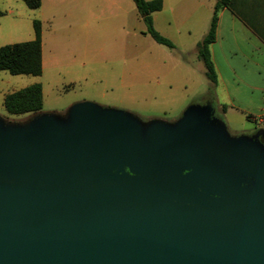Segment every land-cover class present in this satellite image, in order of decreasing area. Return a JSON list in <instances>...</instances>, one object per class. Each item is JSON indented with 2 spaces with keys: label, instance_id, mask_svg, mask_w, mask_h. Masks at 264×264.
Masks as SVG:
<instances>
[{
  "label": "water",
  "instance_id": "1",
  "mask_svg": "<svg viewBox=\"0 0 264 264\" xmlns=\"http://www.w3.org/2000/svg\"><path fill=\"white\" fill-rule=\"evenodd\" d=\"M105 118L99 128L88 125L86 141L74 131L68 137L55 124L46 131L39 124L43 136L13 127L19 132L0 136V160L34 164L18 176L0 167V264H264V200L258 187L253 201L237 203L233 188L206 162L235 161L242 176L263 179L264 165L257 173L248 152L203 159L195 148L181 162H168L175 133L155 127L147 147L128 121ZM33 135L55 136L61 144L55 139L57 145L39 150L7 145ZM220 143L216 146L226 148ZM156 147L164 148L163 157ZM191 161L190 174L177 175ZM186 182L190 192L180 190Z\"/></svg>",
  "mask_w": 264,
  "mask_h": 264
},
{
  "label": "rangeland",
  "instance_id": "2",
  "mask_svg": "<svg viewBox=\"0 0 264 264\" xmlns=\"http://www.w3.org/2000/svg\"><path fill=\"white\" fill-rule=\"evenodd\" d=\"M97 11L95 9L96 15ZM80 29L81 25L79 29L73 28L63 17L55 19L44 48V58L49 63L40 76H13L0 71L1 137L10 138L19 132H13L12 127L28 128L43 136L39 124L43 131L55 124L68 137L74 131L86 141L88 125L92 123L99 128L108 116V119L128 121L142 142L147 144L148 141L147 147L155 127H162L166 135L175 133L168 162L176 159L181 162L180 157L190 154L191 148L201 151L203 159L218 153L233 158L248 152L258 164L257 173L263 170L264 146L258 138L264 134V121L244 119L235 111L225 113V106L219 105L214 98V85L205 77L190 38L178 42L175 49L157 45L150 37L139 33L140 29L145 30L143 22L131 17L111 20L107 25L96 22L89 37ZM33 83L41 86L42 109L19 116L7 114L1 96ZM121 138L128 144L124 136ZM55 139L61 144V139L55 136L43 139L33 135L15 138L7 145L37 150L51 143L57 145ZM178 143L184 147H178ZM219 143L226 148L217 147ZM2 145L0 143V150ZM156 150L161 151L163 157L164 148L156 147ZM147 151L152 155L150 148ZM207 161L223 184L233 188L235 202L253 201L256 187L264 200V179L260 175L242 176L235 161L223 166L213 158ZM192 162L182 167L177 175L190 174L194 168ZM204 166L198 163L201 171L205 170ZM0 167L5 173L18 176L22 168L31 172L34 164L24 159L20 165L13 166L1 159ZM196 174L202 177L201 173ZM190 183L186 182L180 190L190 192ZM175 201L190 204L184 200ZM252 212L263 213L257 209Z\"/></svg>",
  "mask_w": 264,
  "mask_h": 264
},
{
  "label": "crops",
  "instance_id": "3",
  "mask_svg": "<svg viewBox=\"0 0 264 264\" xmlns=\"http://www.w3.org/2000/svg\"><path fill=\"white\" fill-rule=\"evenodd\" d=\"M215 2L162 0L161 10L152 14L153 27L173 44L172 49L190 38L203 66L196 46L208 32ZM0 12V47L31 42L33 21L40 23L42 70L49 63L44 48L57 17L65 18L73 28L81 25L87 37L96 22L107 25L128 17L141 21L131 0H40L36 10H29L21 0H0ZM209 55L216 75L214 98L225 106V113L235 111L244 119L264 121V0H230L228 8L219 10Z\"/></svg>",
  "mask_w": 264,
  "mask_h": 264
},
{
  "label": "trees",
  "instance_id": "4",
  "mask_svg": "<svg viewBox=\"0 0 264 264\" xmlns=\"http://www.w3.org/2000/svg\"><path fill=\"white\" fill-rule=\"evenodd\" d=\"M29 10H36L40 0H21ZM135 10L144 24L142 34L149 36L156 44L173 48V44L160 36L152 24V14L162 8V0H131ZM230 0H216L209 29L204 38L197 44V57L205 69V77L212 84H216V75L209 55V46L214 42L217 23V13L222 8H228ZM2 13L0 12V16ZM34 39L31 42L17 43L0 47V71L13 76H40L41 68V40L40 23L33 21ZM42 91L39 84H32L18 91L6 94L2 100V107L9 115H24L36 113L42 109Z\"/></svg>",
  "mask_w": 264,
  "mask_h": 264
},
{
  "label": "flooded vegetation",
  "instance_id": "5",
  "mask_svg": "<svg viewBox=\"0 0 264 264\" xmlns=\"http://www.w3.org/2000/svg\"><path fill=\"white\" fill-rule=\"evenodd\" d=\"M258 141L264 146V134L259 136Z\"/></svg>",
  "mask_w": 264,
  "mask_h": 264
}]
</instances>
